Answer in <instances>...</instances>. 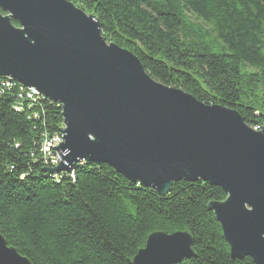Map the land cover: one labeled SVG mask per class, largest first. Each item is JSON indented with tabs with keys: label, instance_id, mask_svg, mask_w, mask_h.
Segmentation results:
<instances>
[{
	"label": "trees",
	"instance_id": "1",
	"mask_svg": "<svg viewBox=\"0 0 264 264\" xmlns=\"http://www.w3.org/2000/svg\"><path fill=\"white\" fill-rule=\"evenodd\" d=\"M66 1L92 15L105 41L132 53L154 81L264 129V0ZM25 94L0 77V235L30 264H132L150 234L185 231L193 256L176 264H255L230 257L208 210L226 199L220 187L181 180L160 196L90 162L50 173L41 143L60 134L61 108Z\"/></svg>",
	"mask_w": 264,
	"mask_h": 264
},
{
	"label": "water",
	"instance_id": "2",
	"mask_svg": "<svg viewBox=\"0 0 264 264\" xmlns=\"http://www.w3.org/2000/svg\"><path fill=\"white\" fill-rule=\"evenodd\" d=\"M0 77L60 106L62 141L52 148L61 160L50 173L90 162L160 196L181 180L220 187L226 199L208 210L230 257L264 264V129L154 81L66 0H0ZM191 245L187 231L155 232L132 264H176L193 256ZM0 264L30 263L0 235Z\"/></svg>",
	"mask_w": 264,
	"mask_h": 264
},
{
	"label": "built area",
	"instance_id": "3",
	"mask_svg": "<svg viewBox=\"0 0 264 264\" xmlns=\"http://www.w3.org/2000/svg\"><path fill=\"white\" fill-rule=\"evenodd\" d=\"M6 87H9V85L5 84ZM25 96L29 99L34 100V97L40 96V94L33 90V89H26ZM62 141V135H54L51 137L44 136L42 143H41V153L44 156V158L48 159L50 164L54 167L57 166V164L60 162V154L57 150L53 149L52 147L57 146Z\"/></svg>",
	"mask_w": 264,
	"mask_h": 264
},
{
	"label": "rangeland",
	"instance_id": "4",
	"mask_svg": "<svg viewBox=\"0 0 264 264\" xmlns=\"http://www.w3.org/2000/svg\"><path fill=\"white\" fill-rule=\"evenodd\" d=\"M188 17H190V15H189ZM190 19H191L192 21H194V22L196 21V22H198V23H201V21L196 20L193 16H191ZM204 28L207 29V30H209V26H208L207 24H205V23H204Z\"/></svg>",
	"mask_w": 264,
	"mask_h": 264
},
{
	"label": "bare ground",
	"instance_id": "5",
	"mask_svg": "<svg viewBox=\"0 0 264 264\" xmlns=\"http://www.w3.org/2000/svg\"><path fill=\"white\" fill-rule=\"evenodd\" d=\"M8 79H10V78H8ZM10 80H12V79H10ZM5 82V81H4ZM9 83H11V82H9ZM5 84H7V85H9L8 83H5ZM24 88V87H23ZM20 93V92H19ZM24 94V93H23ZM17 97H18V100H22L23 99V95L22 94H19V95H17ZM26 97V96H25ZM40 97H41V95H40ZM27 99H29L28 97H26ZM26 100V99H25ZM254 130H257L256 128L254 129Z\"/></svg>",
	"mask_w": 264,
	"mask_h": 264
}]
</instances>
